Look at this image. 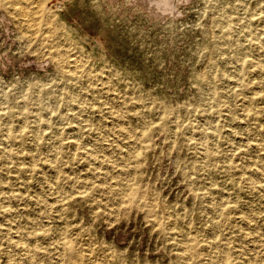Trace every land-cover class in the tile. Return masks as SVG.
Segmentation results:
<instances>
[{
    "label": "rangeland",
    "instance_id": "1",
    "mask_svg": "<svg viewBox=\"0 0 264 264\" xmlns=\"http://www.w3.org/2000/svg\"><path fill=\"white\" fill-rule=\"evenodd\" d=\"M43 1L0 0V264H264V0Z\"/></svg>",
    "mask_w": 264,
    "mask_h": 264
},
{
    "label": "bare ground",
    "instance_id": "2",
    "mask_svg": "<svg viewBox=\"0 0 264 264\" xmlns=\"http://www.w3.org/2000/svg\"><path fill=\"white\" fill-rule=\"evenodd\" d=\"M43 0H33V3H35V5H34V8L33 7H31V10L29 9V8H26V7H22L21 8V10H22V12L21 13H23V14H25V16L26 15H28L29 16V18H30V20H29V22L31 23V24H34L35 23V19L36 18H38V17H40L39 15H38V17H37V12H38V9H39V4L42 2ZM44 2V1H43ZM153 2V1H152ZM151 2V3H152ZM154 2L156 3V6H158V8H161V9H163V10H174L173 9V6H175L174 5V3H176L177 2V0H154ZM150 3V4H151ZM149 4V5H150ZM21 6V5H20ZM28 7V6H27ZM176 7V6H175ZM49 9V8H48ZM150 9V8H149ZM45 10H47V8L45 9ZM259 11V10H258ZM157 12V11H156ZM40 13V12H39ZM54 13V12H53ZM50 17V16H49ZM28 19V18H27ZM50 20V19H49ZM58 20V19H57ZM49 22V21H48ZM35 25V24H34ZM50 25H51V23H50ZM37 28V27H36ZM36 32V31H35ZM51 32V31H50ZM45 34H47L46 32H44ZM37 35V34H36ZM55 40V39H54ZM64 40V39H63ZM62 44V43H61ZM67 48H68V45H67ZM57 49H58V47H57ZM71 49V48H70ZM74 50L75 49H73V52H74ZM68 51V50H67ZM79 52V51H78ZM64 53V52H63ZM79 54V53H78ZM259 54V53H258ZM81 55V54H80ZM79 55V56H80ZM263 55V54H262ZM259 56V55H258ZM88 58V57H87ZM79 59V58H78ZM81 59V58H80ZM80 59H79V62H80ZM86 61V60H85ZM78 63V62H77ZM88 64V63H87ZM91 66V65H90ZM93 66V65H92ZM99 67H100V65H98ZM78 67V66H77ZM96 67V66H95ZM94 67V68H95ZM74 68V67H73ZM87 68H89V67H87ZM91 71H94V69L93 70H91ZM103 71V70H102ZM78 72V71H77ZM89 74V73H88ZM76 76V75H75ZM84 79V78H83ZM90 79V78H89ZM107 79V78H106ZM86 81V80H85ZM95 81H96V79H95ZM111 81V80H110ZM90 82V81H89ZM92 82V81H91ZM79 83V82H78ZM116 83V82H115ZM73 84V83H72ZM93 84V83H92ZM58 85V84H57ZM57 85H56V87H57ZM61 85V84H60ZM69 86V89H70V84L68 85ZM74 86V85H73ZM112 86V85H111ZM119 87V86H118ZM85 89V88H84ZM88 89V88H87ZM101 89V88H100ZM72 90H73V88H72ZM115 90V89H114ZM76 91V90H75ZM60 94V93H59ZM84 94V93H83ZM111 94V93H110ZM86 95V94H85ZM67 96V95H66ZM110 96V95H109ZM88 97H89V95H88ZM99 97V96H98ZM107 98V97H106ZM158 98V97H157ZM57 98H55V100H56ZM60 100V99H59ZM90 100H91V98H90ZM65 101V100H64ZM104 101V100H103ZM90 103V102H89ZM94 103V102H93ZM102 103V102H101ZM51 105V104H50ZM58 105V104H57ZM71 105V104H70ZM54 107V106H53ZM66 107V106H65ZM74 106H72V108H73ZM51 109V108H50ZM54 109H55V107H54ZM61 109V108H60ZM66 109V108H65ZM97 109V108H96ZM34 110V109H33ZM119 110V109H118ZM110 111V110H109ZM159 112V111H158ZM49 113V112H48ZM60 113V112H59ZM77 113V112H76ZM112 113V112H111ZM116 115V114H115ZM46 116V115H45ZM71 116V115H70ZM77 116V115H76ZM75 116V117H76ZM47 117V116H46ZM105 117V116H104ZM73 119V118H72ZM114 119V118H113ZM122 119H124V118H122ZM81 120V119H80ZM119 120V119H118ZM66 121V120H65ZM75 121V120H74ZM83 121V120H82ZM101 121V120H100ZM123 121V120H122ZM109 122V121H108ZM115 126V125H114ZM90 127V126H89ZM55 131V130H54ZM101 132V131H100ZM127 134V133H126ZM131 135V134H130ZM129 135V136H130ZM102 136H103V134H102ZM104 137V136H103ZM106 138V137H105ZM104 138V139H105ZM110 139V138H109ZM248 139V138H247ZM108 140V139H107ZM232 141V140H231ZM111 142V141H110ZM50 143H51V141H50ZM108 143H109V140H108ZM54 146V145H53ZM107 146V145H106ZM116 146V145H115ZM108 147V146H107ZM110 147V146H109ZM112 147V146H111ZM87 148H89V147H87ZM109 149V148H108ZM119 149H120V147H119ZM90 150V149H89ZM110 150H112V149H110ZM127 152V151H126ZM120 153H122V152H120ZM135 155V154H134ZM133 156V155H132ZM120 157V156H119ZM123 159L125 160V157H123ZM126 161V160H125ZM99 163V162H98ZM129 163V162H128ZM100 165V164H99ZM109 165H111V164H109ZM114 165V164H113ZM116 166V165H115ZM114 167V166H113ZM115 168V167H114ZM113 168V169H114ZM124 171V170H123ZM248 185V184H247ZM52 186V185H51ZM50 187V186H49ZM50 189H51V187H50ZM56 190V189H55ZM55 190H52L53 192L55 191ZM48 192V191H47ZM56 192H57V190H56ZM53 194V193H52ZM56 194V193H55ZM4 198V197H3ZM222 198V197H221ZM7 216V215H6ZM5 218V217H4ZM10 220V219H9ZM11 221V220H10ZM12 222V221H11ZM6 223V222H5ZM248 223V222H247ZM12 224H14V222H12ZM11 226H13V225H11ZM18 226V225H17ZM20 228V227H19ZM7 231V230H6ZM19 234V233H18ZM12 235V234H11ZM17 236V235H16ZM21 237V236H20ZM21 240H22V238H21ZM10 242V241H9ZM17 243V242H16ZM22 243V242H21ZM185 243V242H184ZM23 244V243H22ZM14 245H15V243H14ZM13 245V246H14ZM17 245V244H16ZM12 246V245H11ZM18 246V245H17ZM57 246V245H56ZM239 246V245H238ZM20 247V246H19ZM29 247V246H28ZM27 247V248H28ZM185 248V247H184ZM183 248V249H184ZM17 250L18 249H20V248H16ZM26 249V248H25ZM28 249H31V248H28ZM28 249H26V250H28ZM21 250V249H20ZM25 250V251H26ZM23 251V250H22ZM25 251H24V253H25ZM29 251V250H28ZM23 254V253H22ZM31 255V254H30ZM29 259V258H28ZM242 259V258H241ZM10 260V259H9ZM8 260V261H9ZM13 260V259H12ZM244 260V259H243ZM7 261V262H8ZM14 261V260H13ZM13 261H11V263L13 262ZM252 262V261H251ZM15 263V262H14ZM14 263H12V264H14ZM22 263V262H21ZM186 264V263H185ZM251 264V263H250Z\"/></svg>",
    "mask_w": 264,
    "mask_h": 264
}]
</instances>
